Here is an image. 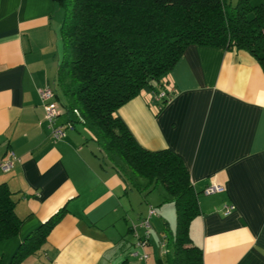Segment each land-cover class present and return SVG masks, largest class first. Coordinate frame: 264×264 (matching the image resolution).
<instances>
[{"label": "crops", "instance_id": "obj_1", "mask_svg": "<svg viewBox=\"0 0 264 264\" xmlns=\"http://www.w3.org/2000/svg\"><path fill=\"white\" fill-rule=\"evenodd\" d=\"M60 16L54 0H0V158L8 150L18 157L0 170V181L12 190L20 218L16 234L0 240V264L58 208L45 238L16 264H115L123 257L128 264H156L173 206L154 209L149 227L159 222L161 229L135 245L147 209L133 212L131 187L99 162L80 122L53 138L43 117L38 89L54 84ZM165 82L163 97L156 95L158 84L143 88L114 114L143 147L168 146L182 157L198 191L188 234L201 248L202 264H264L263 67L244 49L188 43ZM73 118L59 106L53 124ZM210 182L223 189L203 192ZM225 204L233 205L227 214Z\"/></svg>", "mask_w": 264, "mask_h": 264}, {"label": "trees", "instance_id": "obj_2", "mask_svg": "<svg viewBox=\"0 0 264 264\" xmlns=\"http://www.w3.org/2000/svg\"><path fill=\"white\" fill-rule=\"evenodd\" d=\"M54 1L61 13L55 98L73 114L69 121L80 122L94 139L99 162L115 169L126 186H163L174 224L161 234L156 264H202L201 248L188 234L189 221L198 213V191L182 157L168 146L143 147L113 111L156 84L163 87V97L166 75L188 43L244 49L264 69V0ZM14 203L12 190L0 181V240L17 232ZM60 214L58 208L30 230L7 264L34 251ZM115 264L128 262L123 257Z\"/></svg>", "mask_w": 264, "mask_h": 264}, {"label": "built area", "instance_id": "obj_3", "mask_svg": "<svg viewBox=\"0 0 264 264\" xmlns=\"http://www.w3.org/2000/svg\"><path fill=\"white\" fill-rule=\"evenodd\" d=\"M166 87V86H165ZM38 93L42 102V109H43V117L47 122V125L49 126L50 134L53 138H58L63 135V131L65 127L72 128L73 123L70 121H67L65 123L61 124H53V118L58 114L59 112V105L57 103V100L54 96V91L51 87L45 86L38 89ZM164 91L161 90L156 95L160 97L163 95ZM74 112L76 113V110L74 109ZM18 160L17 155L12 151L8 150L3 157L0 158V170L6 171L10 169L14 162ZM223 189V186L215 183L210 182L209 184L205 185L202 188V191L205 193L213 192V191H220ZM232 204H225L222 213L227 214L232 209ZM154 213V207L151 205H148L147 212L145 215H143L137 222L138 225L142 227L141 233L135 232V245L140 246L144 243H146L147 236L149 233V216ZM163 246V242L161 239L160 247ZM161 249V248H160ZM162 251V249H161ZM132 254L137 255L138 257H145V252H138L133 251Z\"/></svg>", "mask_w": 264, "mask_h": 264}, {"label": "rangeland", "instance_id": "obj_4", "mask_svg": "<svg viewBox=\"0 0 264 264\" xmlns=\"http://www.w3.org/2000/svg\"><path fill=\"white\" fill-rule=\"evenodd\" d=\"M58 94H59V98L61 100H64V97L62 96V94L61 93H58ZM58 105L62 107V104L60 102H58ZM95 145H96V143H95ZM96 151H97V147H96ZM140 179H143V178H140ZM129 193H131V199L133 201V212L134 213L141 212L144 209H147L148 203L152 204L154 209L162 207V209L165 212L168 209V205L169 206L172 205V201L170 200V198H167L169 196L166 194L163 186L160 183H157L154 187H152L150 189H148V188L138 189V188L132 186L129 190ZM170 208H171V206H170ZM173 219H174V217H173ZM173 219H170L171 223L169 226L162 229L164 234H166V235L168 234V232H167L168 229H170V230L173 229V226L170 227L174 222ZM151 223H152V218H151ZM158 225H159V227H158ZM154 226L152 223V225L149 227V230L151 231V234L155 235V230L161 229L162 226H161V223H159V222L157 223V227H156L157 229ZM150 244H156V238L154 239V237L153 238L151 237V243Z\"/></svg>", "mask_w": 264, "mask_h": 264}]
</instances>
